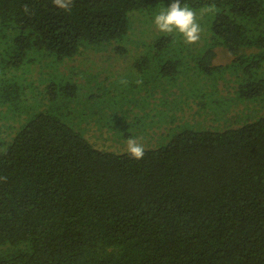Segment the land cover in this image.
<instances>
[{"label":"trees","instance_id":"16d2710c","mask_svg":"<svg viewBox=\"0 0 264 264\" xmlns=\"http://www.w3.org/2000/svg\"><path fill=\"white\" fill-rule=\"evenodd\" d=\"M167 1L73 0L65 11L52 0H0V70L21 68L32 53L61 61L124 41L133 14ZM181 3L213 11L198 72H224L213 60L225 46L229 67L245 72L239 96L263 99L264 0ZM174 41L163 35L154 48L182 54ZM254 46L261 51H247ZM21 90L0 85V103ZM0 264H264V115L185 128L136 160L96 147L55 112H34L0 147Z\"/></svg>","mask_w":264,"mask_h":264},{"label":"rangeland","instance_id":"374dc122","mask_svg":"<svg viewBox=\"0 0 264 264\" xmlns=\"http://www.w3.org/2000/svg\"><path fill=\"white\" fill-rule=\"evenodd\" d=\"M172 2L133 14V26L124 41L85 46L61 61L32 53L21 68H1V87L19 83L22 90L16 102L0 103V147L40 110L55 112L96 147L115 152H125L130 137L145 148H159L185 128L225 129L264 115V97L239 96L245 72L229 67L234 57L227 47H216L213 60L226 67L224 72L215 76L198 72L196 58L211 42L210 8H191L201 28L198 42L188 44L178 32L171 33L175 45L183 46L185 64L180 66L182 54H175V49L158 52L154 48L160 37L170 35L156 29L154 17ZM3 44L0 38V50ZM247 51L257 53L261 48ZM258 76L264 78V62ZM138 80L142 83L137 84ZM67 81L78 89L64 90Z\"/></svg>","mask_w":264,"mask_h":264},{"label":"clouds","instance_id":"9594fccd","mask_svg":"<svg viewBox=\"0 0 264 264\" xmlns=\"http://www.w3.org/2000/svg\"><path fill=\"white\" fill-rule=\"evenodd\" d=\"M52 3L58 8L70 11L73 0H52ZM24 12L29 13L30 9L24 6ZM212 10V9H209ZM154 25L159 32L171 34L178 32L188 44L196 43L200 39L201 28L197 21L196 12L188 5H182L181 0H173L169 7L164 8L154 17ZM127 83V81H121ZM141 84L142 81H136ZM126 152L131 158L140 160L144 157L145 147L137 139L128 138Z\"/></svg>","mask_w":264,"mask_h":264}]
</instances>
